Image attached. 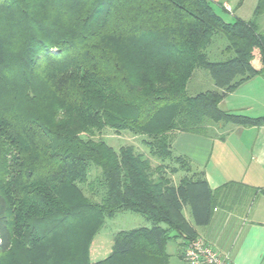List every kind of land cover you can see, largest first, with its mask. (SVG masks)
I'll return each mask as SVG.
<instances>
[{"label":"trees","instance_id":"trees-1","mask_svg":"<svg viewBox=\"0 0 264 264\" xmlns=\"http://www.w3.org/2000/svg\"><path fill=\"white\" fill-rule=\"evenodd\" d=\"M218 36L225 58L210 61ZM198 69L217 91L187 94ZM256 76L264 0L251 20L232 22L210 0H0V264H172L166 248L177 239L185 264V246L215 209L257 191L212 190L203 173L174 185L162 165L98 135L128 131L164 162L178 133L205 135L207 122L263 126L264 117L218 107ZM177 157L172 174L188 167ZM123 211L150 226L115 234L111 254L90 263L104 219Z\"/></svg>","mask_w":264,"mask_h":264},{"label":"crops","instance_id":"crops-1","mask_svg":"<svg viewBox=\"0 0 264 264\" xmlns=\"http://www.w3.org/2000/svg\"><path fill=\"white\" fill-rule=\"evenodd\" d=\"M208 76L207 90L196 94L218 90ZM218 107L228 114L252 119L264 117V79L256 76L246 80L226 95ZM220 124L222 133L218 132ZM205 127V135H176L172 152L188 163L187 169L173 174H181L176 184L182 178L194 179L195 174L203 173L212 190L235 183L257 192L249 190L243 197L231 196L227 206L215 209L209 225L196 229L197 238L203 239L220 254L227 255L232 264H264V125L207 122ZM176 256L179 261L175 264H183L179 243Z\"/></svg>","mask_w":264,"mask_h":264},{"label":"rangeland","instance_id":"rangeland-1","mask_svg":"<svg viewBox=\"0 0 264 264\" xmlns=\"http://www.w3.org/2000/svg\"><path fill=\"white\" fill-rule=\"evenodd\" d=\"M214 10L217 14H219L224 21L232 22L235 18H239L243 21L251 20L253 16V12L257 3V0H210ZM227 4L229 11L228 13L224 12L219 6ZM226 46V41L223 37L218 36L215 38L212 43L209 45L207 49L208 59L210 61H220L225 58L223 54V50ZM252 66L254 68H259V57L258 53L255 54V58L252 61ZM207 70L198 69L195 70L194 76L190 83L187 86V94L194 95L199 91L207 90V83L210 81ZM210 123V122H209ZM220 126L218 132L222 133L223 129L222 124ZM98 138L106 142L107 145L112 147L115 150H118L121 147H133L137 154H140L142 158L148 159L151 164V168L154 169L157 165H162L165 167V171L163 174L165 177H168L174 181V184L179 180L181 174L173 175L170 171L176 167V161H180L177 156L174 154L164 162H161L157 159H153L148 154V149L142 143L143 138L140 136L133 135L128 131H122L120 133H116L111 129L103 130ZM173 151V149H172ZM181 164V161H180ZM89 176L93 175L92 171L89 172ZM92 178V176L90 177ZM89 178V179H90ZM167 179V178H166ZM183 215L187 221H191L189 212L187 209L183 211ZM150 224L144 219L140 214H136L130 211H123L114 214L111 218L104 219L102 227L98 230L97 234L91 240L88 251H89V262L96 263L106 259L111 254V249L113 245V237L115 234L122 231H130L134 229H139L143 227H149ZM84 240L83 235H80V241ZM181 240L177 239V242H169L166 248V253L170 255V262L175 264L178 262V258L176 256V248L178 243L180 244ZM181 249L179 248V253ZM58 264H64L63 259L59 258Z\"/></svg>","mask_w":264,"mask_h":264},{"label":"built area","instance_id":"built-area-1","mask_svg":"<svg viewBox=\"0 0 264 264\" xmlns=\"http://www.w3.org/2000/svg\"><path fill=\"white\" fill-rule=\"evenodd\" d=\"M185 264H232L227 255H222L203 239L190 241L183 252Z\"/></svg>","mask_w":264,"mask_h":264}]
</instances>
